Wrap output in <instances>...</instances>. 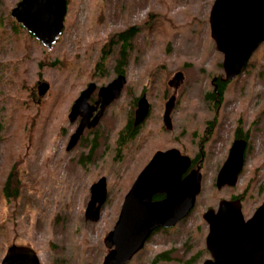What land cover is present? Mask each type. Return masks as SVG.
Segmentation results:
<instances>
[{"label": "rangeland", "instance_id": "1", "mask_svg": "<svg viewBox=\"0 0 264 264\" xmlns=\"http://www.w3.org/2000/svg\"><path fill=\"white\" fill-rule=\"evenodd\" d=\"M20 1L0 0V263L15 244L34 249L40 264H102L104 238L126 193L156 151L173 148L191 159L187 174H201L195 207L176 227L156 231L126 264H180L191 256L201 264L210 258L203 213L241 197L247 220L264 201V42L226 83L215 107L208 96L212 81L224 78L223 56L210 36L215 0H67L62 34L50 49L11 17ZM122 33L128 42L121 96L67 152L77 124L68 121L70 108L89 83L102 87L116 77ZM178 72L184 78L175 92L168 82ZM42 83L49 89L39 97ZM174 92L167 131L162 117ZM142 95L149 115L137 136L119 145L118 134ZM237 128L248 140L245 163L236 186L218 190L216 178ZM13 165L21 189L16 200L7 201L1 187ZM101 178L106 202L99 220L86 222L90 188ZM163 252L171 259L152 263Z\"/></svg>", "mask_w": 264, "mask_h": 264}, {"label": "water", "instance_id": "2", "mask_svg": "<svg viewBox=\"0 0 264 264\" xmlns=\"http://www.w3.org/2000/svg\"><path fill=\"white\" fill-rule=\"evenodd\" d=\"M67 13V0H21L11 10V17L45 48L50 49L62 34ZM210 36L216 51L223 56V81L229 83L242 73L250 58L264 42V0H215L209 15ZM178 72L168 86L176 92L183 82ZM126 84L119 76L101 87L94 106L88 103L96 85L90 83L74 101L68 114L78 127L70 136L66 151L77 145L85 129L95 128L106 109L120 98ZM49 89L39 84L37 94L43 97ZM164 106L162 123L172 130L171 114L176 93ZM97 112L93 117V113ZM150 112V104L142 95L133 117V126L142 125ZM93 117V118H92ZM248 142L234 140L216 178L218 190L236 186L242 172ZM191 159L177 149L156 151L126 193L118 219L104 238L108 249L102 264H126L144 248L158 230L172 229L186 219L201 192V174L187 171ZM186 174V176H184ZM156 196H163L154 200ZM107 199L105 178L90 188V200L84 213L86 222L96 223ZM241 200H221L217 209H207L202 218L208 226L205 248L210 258L201 264H264V201L249 219L241 210ZM0 264H40L36 251L27 246L12 245L6 249Z\"/></svg>", "mask_w": 264, "mask_h": 264}, {"label": "trees", "instance_id": "3", "mask_svg": "<svg viewBox=\"0 0 264 264\" xmlns=\"http://www.w3.org/2000/svg\"><path fill=\"white\" fill-rule=\"evenodd\" d=\"M127 34H120L118 36V40L119 41H123L124 45L127 46V42H128V38L126 37ZM125 36V37H124ZM125 46L124 48H122L120 50V60L118 62V67H116V72H118L119 74H123L124 70L123 68H121L122 63L124 62V56H125ZM214 83V89H213V94H209V98L213 101H215V107H217L221 102H222V98L224 95V90L226 88V83L219 80V81H212ZM217 83V84H215ZM134 105L136 104L133 103ZM134 115V114H133ZM133 115L129 116V119L127 121V125L119 132L118 134V144L119 145H124L127 142L133 140L139 131L138 127H133ZM239 138L241 139H246L247 140V136L244 135L243 133L240 132V136ZM21 189V182L18 176V170L16 168L15 165H13L6 176V179L1 187V194L2 196L7 200V201H11V200H16L18 198V194L20 192ZM235 198V197H232ZM236 198H240V197H236ZM15 245V244H11L10 246ZM8 246V247H10ZM171 258L169 257V255L167 254V252H163L160 253V255H157L153 260L152 263L154 262H161V261H168ZM196 262V256H191L188 257L187 259H183L180 261V264H194Z\"/></svg>", "mask_w": 264, "mask_h": 264}, {"label": "flooded vegetation", "instance_id": "4", "mask_svg": "<svg viewBox=\"0 0 264 264\" xmlns=\"http://www.w3.org/2000/svg\"><path fill=\"white\" fill-rule=\"evenodd\" d=\"M121 42H122V45H121V49H122V48H124L125 45H124L123 41H121ZM118 62H119V61H118ZM124 63H125V62L122 63V66H121L120 69H122V68L124 69ZM116 67H118V63L116 64ZM116 67H115V72H116ZM119 76H124V77H125L124 73H123V74H119L118 72H116V77H115L114 79H116V78L119 77ZM114 79H113V80H114ZM125 79H126V77H125ZM113 80H112V81H113ZM112 81H111V82H112ZM221 81H223V79H221ZM111 82H110V83H111ZM223 82H224V81H223ZM89 84H90V83H89ZM89 84H88V85H89ZM94 84H95V83H94ZM108 84H109V83H108ZM108 84H107V85H108ZM88 85H87V86H88ZM95 85H96V84H95ZM125 85H126V84H125ZM87 86L85 87V89L87 88ZM102 87H104V86H102ZM100 88H101V87H98V86L96 85V89H95V91L91 94V96H90V98H89V101H88V103L90 104V106H94L95 103H96V101L98 100V92H99V89H100ZM85 89H83V90H85ZM83 90H82V91H83ZM82 91H81V92H82ZM81 92L79 93V95L81 94ZM121 93H122V92H121ZM79 95H78V96H79ZM120 96H121V95H120ZM77 98H78V97H77ZM75 100H76V99H75ZM137 101H138V99H136L135 107L137 106ZM73 103H74V102H73ZM112 104H113V103H112ZM112 104H111V105H112ZM220 104H221V103H220ZM220 104H219V105H220ZM111 105H110V106H111ZM110 106H109V107H110ZM107 109H108V108H107ZM134 112H135V111H134ZM96 113H97V112H94V113H93V117L95 116ZM104 114H105V112H104ZM103 116H104V115H103ZM103 116H102V117H103ZM133 116H134V115H133ZM93 117H92V118H93ZM101 119H102V118H101ZM101 119H100V121H101ZM100 121H99V123H100ZM126 121H128V120H126ZM79 122H80V118H77V120L74 122V123H77V124H76V128L78 127ZM74 123H73V124H74ZM99 123H98V124H99ZM126 125H127V123L125 124V126H126ZM97 126H98V125H97ZM97 126H96V127H97ZM125 126H124V127H125ZM140 126H141V125H140ZM140 126H138V127H140ZM96 127H95V128H96ZM133 127H134V126H133ZM76 128H75V129H76ZM95 128H92V129H85L84 132H86V131H87V132H91V131L93 132ZM74 131H75V130H74ZM84 132H83L82 136L80 137V139H79L77 145H78L79 142L81 141V139H82V137H83V135H84ZM95 133H96V132H95ZM94 136H95V134H94ZM239 136H240V128H237V129L234 131V134H233V138H234L233 141H234V140L241 139V138H239ZM69 138H70V137H69ZM244 140H246V139H244ZM246 141L248 142V140H246ZM232 143H233V142H232ZM77 145H76V146H77ZM76 146H75V147H76ZM95 146H96V137L93 139V147H95ZM75 147H74V148H75ZM230 147H231V146H230ZM228 152H229V151H228ZM91 154H92L91 152L87 154V155H88V156L86 157L87 160L90 159ZM191 165H192V161H191ZM192 170H194V169H192ZM190 171H191V170H190ZM184 176H186V174H185ZM161 198H163V196H156V197H154V200H159V199H161ZM234 199H240V200H241V197H240V198H236V197H235V198H231V199H229V200H234ZM161 230H166V229H161ZM167 230H169V229H167Z\"/></svg>", "mask_w": 264, "mask_h": 264}]
</instances>
